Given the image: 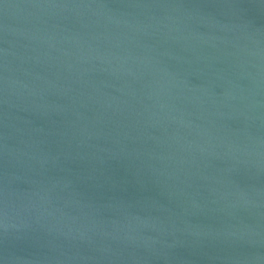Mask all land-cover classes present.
I'll use <instances>...</instances> for the list:
<instances>
[{
    "label": "water",
    "instance_id": "obj_1",
    "mask_svg": "<svg viewBox=\"0 0 264 264\" xmlns=\"http://www.w3.org/2000/svg\"><path fill=\"white\" fill-rule=\"evenodd\" d=\"M0 264H264V0H0Z\"/></svg>",
    "mask_w": 264,
    "mask_h": 264
}]
</instances>
